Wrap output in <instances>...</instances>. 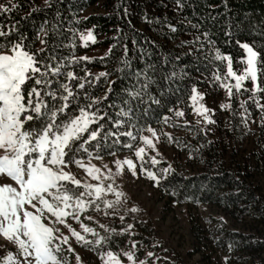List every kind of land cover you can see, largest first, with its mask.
<instances>
[{
    "label": "trees",
    "instance_id": "16d2710c",
    "mask_svg": "<svg viewBox=\"0 0 264 264\" xmlns=\"http://www.w3.org/2000/svg\"><path fill=\"white\" fill-rule=\"evenodd\" d=\"M0 4L9 8L0 11V31L9 33L0 37V44L23 39L29 51L73 72L78 78L71 82L78 97L74 114L76 105L95 101L90 111L98 110L104 119L91 125L92 129L103 125L96 140L86 145L92 156L131 150L142 130L158 124L170 109L186 107L193 88H203L205 78L223 70L224 60L216 59L217 53L230 56L233 63L244 57L241 45L247 42L264 60V0H0ZM91 6L98 10L84 14ZM86 29L104 51L82 59L79 35ZM191 35L199 47H189L185 37ZM258 80L264 86L259 72ZM78 83L84 88H76ZM127 132L132 136L124 135ZM128 144L132 147H125ZM208 152L211 158L202 169L190 175L168 172L158 189L179 204H212L264 223L262 191L236 164H225L217 151ZM212 232L220 247L236 254L239 264H264L258 254L264 250L262 231L232 229L216 221ZM123 242L124 237H110L100 249L115 250ZM175 263L183 264L174 259Z\"/></svg>",
    "mask_w": 264,
    "mask_h": 264
},
{
    "label": "rangeland",
    "instance_id": "374dc122",
    "mask_svg": "<svg viewBox=\"0 0 264 264\" xmlns=\"http://www.w3.org/2000/svg\"><path fill=\"white\" fill-rule=\"evenodd\" d=\"M33 1L38 3L41 0ZM97 10L98 7L91 6L84 11V14ZM89 32L90 29H86L79 35V44L83 47L80 57H93L101 55L104 51L96 45L98 39L93 34L94 42L87 38ZM185 40L190 41L189 47H199L194 44L197 40L195 36L185 37ZM242 44L252 47L247 42ZM244 53L242 59L232 63L233 70L237 74L246 66L241 63V60L247 56L245 49ZM227 64L228 61L224 60V68L220 73L205 78L203 88H193L195 92L192 90L186 107L178 106L170 109L158 124L142 130L138 142L131 150L108 156L82 158L85 164L99 170L95 173L100 177L99 181L74 164L67 169L82 183L112 184L116 192L123 194L120 203L114 208L110 209L101 204V209L98 211L90 207L80 218L85 226L95 229L100 236L124 237V242L111 251L117 253L134 251L137 264L139 261H145V264H174V259L183 264H239L235 258L236 254L228 252L216 243L212 232L214 223L220 221L232 229L245 228L264 233V223L249 215L235 216L207 203L179 204L170 201L158 189L157 182L150 179L143 170L154 172L159 180L171 171L190 175L202 169L211 158L209 150L214 153L217 151V156L225 164L234 163L246 172L247 177L264 195V111L257 108L249 99L253 89L251 80L243 82V88L249 89V92H243V88L241 92L233 89V94L231 98L229 97L224 85L234 84L235 80L231 77L226 78ZM194 95L197 96L195 102L192 100ZM257 97L260 103L264 104V93H257ZM244 101H247L245 107L248 112L241 107V102ZM225 104L230 106L222 107ZM203 108L208 111L201 115ZM177 112H182L183 115L177 116ZM205 116L214 123H208ZM145 137L154 147H149L145 143ZM141 148L144 149L143 160L136 155ZM152 157L158 161L155 165L151 163ZM125 161H132L135 168H130ZM164 169L169 170L164 172ZM0 184L14 185V182L10 178L0 176ZM105 198L108 201H115L116 195L108 193ZM133 208L137 211H131ZM88 216L92 219L85 218ZM121 216L124 217L123 220L120 219ZM81 222L68 219L73 229L84 235L86 239L95 240L96 237L83 231ZM101 224L109 229H115V232H106L100 228ZM143 225L150 226V231L145 232L141 228ZM57 227L69 236L68 245H63L64 251L61 253L68 264H103L97 254L99 251H104L100 249L101 245L93 250L94 246L77 243L67 228L62 225ZM133 243L136 244L135 249L132 248ZM69 245L74 252L67 251ZM9 251L16 253V246L0 236V258ZM148 253L152 255L149 256ZM258 254L264 258V250H260ZM76 255H79V261ZM120 260L122 264H132V261H128L122 255Z\"/></svg>",
    "mask_w": 264,
    "mask_h": 264
},
{
    "label": "snow or ice",
    "instance_id": "6c2138e0",
    "mask_svg": "<svg viewBox=\"0 0 264 264\" xmlns=\"http://www.w3.org/2000/svg\"><path fill=\"white\" fill-rule=\"evenodd\" d=\"M8 10L9 8L0 4V11ZM7 35L9 33L0 31V37ZM87 38L94 42L91 32ZM241 47L246 50L247 56L241 60L246 66L239 74L233 70L230 56L216 54V59L228 61L226 78L235 80L234 84L224 86L231 98L233 89L241 92L243 82L251 80L253 89L249 99L264 111V104L257 97V93H264V86L258 80V72L264 76V60L248 44H242ZM39 51L43 52L44 49ZM63 68V64L47 62L39 56V52L29 51L23 39L0 44V176L14 182V185L0 184V236L17 248L16 253L9 251L0 258V264H68L61 253L64 251L63 245H68L69 236L57 225L67 228L77 243L94 246L93 250L102 243L106 244L108 237L100 236L95 229L85 226L80 220L81 215L90 207L99 211L101 204L114 208L123 195L116 192L112 184L82 183L67 170L74 164L84 169L93 179L100 180L95 174L99 170L85 164L77 154L87 153L89 157L92 156L86 145L96 140L103 125L95 129L91 125L98 124L104 117L98 115V110L90 111L95 101L87 106L76 105L77 114H74L73 105L78 97L71 82L78 78L71 71H63ZM75 87L82 89L84 83H78ZM243 92H249V89L243 88ZM196 99L197 96L194 95L192 100L195 102ZM246 104L247 101L241 102V107L248 112ZM229 106L222 105L224 108ZM207 111L203 108L200 114ZM120 114L128 115L127 112ZM176 115L182 116L183 113L177 112ZM205 119L208 123H214L207 116ZM124 135L132 136V133ZM144 141L149 147H154L147 137ZM125 147L131 148L132 145ZM142 153L143 148L136 152L141 160ZM125 163L130 168H135L132 161ZM151 163L155 165L158 161L152 157ZM143 170L150 179L159 183L154 172ZM108 193H114L116 200L108 201L105 198ZM131 211L135 212L137 209L133 208ZM69 218L81 222L83 231L96 239H86L73 229L68 223ZM85 218L92 219L90 216ZM120 219L123 220L124 217L121 216ZM100 228L106 232H115V229L102 224ZM135 247L136 244L133 243L132 248ZM67 251L74 252V249L69 245ZM97 254L103 264H122L121 255L132 261V264H137L134 251L117 253L104 250ZM148 255L151 256L152 253ZM76 259L80 260L79 255H76ZM138 264H145V261H139Z\"/></svg>",
    "mask_w": 264,
    "mask_h": 264
}]
</instances>
